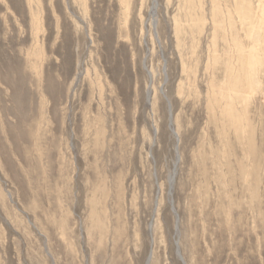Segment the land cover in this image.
<instances>
[{
  "label": "rangeland",
  "instance_id": "1",
  "mask_svg": "<svg viewBox=\"0 0 264 264\" xmlns=\"http://www.w3.org/2000/svg\"><path fill=\"white\" fill-rule=\"evenodd\" d=\"M156 1L0 0V264H264V0Z\"/></svg>",
  "mask_w": 264,
  "mask_h": 264
},
{
  "label": "bare ground",
  "instance_id": "2",
  "mask_svg": "<svg viewBox=\"0 0 264 264\" xmlns=\"http://www.w3.org/2000/svg\"><path fill=\"white\" fill-rule=\"evenodd\" d=\"M84 2H83V4H84V6L86 5V0H83ZM122 2H123V7L125 6L126 7V9H129V7H130V3H129V0H122ZM141 2H142V0H141ZM142 4V3H141ZM157 7V1L156 0H153V5H152V8H153V13H154V11H155V8ZM128 14V13H127ZM126 15V14H125ZM127 16V15H126ZM128 17V16H127ZM125 24L127 25L128 24V18H126L125 19ZM261 29V28H260ZM259 42V41H258ZM260 47V46H259ZM261 53V52H260ZM260 53L258 52V56H260ZM259 64H260V59H259ZM248 69H249V58L248 57H246L245 58V62H244V65H243V67H242V70L244 71V73H246V71H248ZM100 79V78H99ZM98 79V80H99ZM105 79H106V77H105ZM100 86V85H99ZM101 87V86H100ZM100 95V94H99ZM225 111V110H224ZM175 132V131H174ZM176 173V172H175ZM172 182V181H171ZM152 256V255H151ZM151 256H150V260H151ZM179 257H180V255H179ZM181 259H183L182 258V256H181Z\"/></svg>",
  "mask_w": 264,
  "mask_h": 264
},
{
  "label": "water",
  "instance_id": "3",
  "mask_svg": "<svg viewBox=\"0 0 264 264\" xmlns=\"http://www.w3.org/2000/svg\"><path fill=\"white\" fill-rule=\"evenodd\" d=\"M177 254H178V255L181 254V253H180V250H179V247H177ZM180 257H181V255H180Z\"/></svg>",
  "mask_w": 264,
  "mask_h": 264
}]
</instances>
